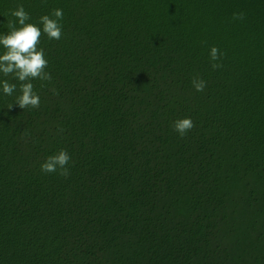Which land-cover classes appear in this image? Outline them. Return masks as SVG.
Masks as SVG:
<instances>
[{
	"label": "trees",
	"instance_id": "16d2710c",
	"mask_svg": "<svg viewBox=\"0 0 264 264\" xmlns=\"http://www.w3.org/2000/svg\"><path fill=\"white\" fill-rule=\"evenodd\" d=\"M18 4L63 35L38 108L0 73V264H264V0H0V34Z\"/></svg>",
	"mask_w": 264,
	"mask_h": 264
},
{
	"label": "clouds",
	"instance_id": "9594fccd",
	"mask_svg": "<svg viewBox=\"0 0 264 264\" xmlns=\"http://www.w3.org/2000/svg\"><path fill=\"white\" fill-rule=\"evenodd\" d=\"M10 15L15 20H8L6 34H0V73L5 77H12L19 82V95L15 98V103L21 109L38 108L40 106V96L34 90L32 80L51 81V73L46 71L48 60L45 57L44 49L39 47L42 35H47L48 39L59 40L62 33L63 10L55 8L51 10V15L44 14L39 17V25L27 22L31 19L30 14L22 4L11 10ZM234 20H243V12H234ZM18 25V26H17ZM42 25V27H41ZM223 53L216 46H211L209 51L211 67L217 69L222 67L217 61ZM192 85L196 91L202 92L206 87V82L200 77H193ZM43 87V84L41 85ZM0 88L5 95L11 96L17 91V84L8 79L0 80ZM55 91V89H53ZM11 107V104L8 106ZM172 127L181 137L195 127L191 117L178 118L173 121ZM71 156L66 149H60L55 154L49 155L40 164V169L44 173H58L61 177L67 178L70 175L69 162Z\"/></svg>",
	"mask_w": 264,
	"mask_h": 264
}]
</instances>
